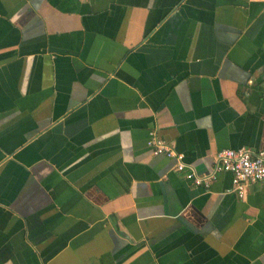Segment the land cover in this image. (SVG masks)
<instances>
[{
  "label": "crops",
  "instance_id": "crops-1",
  "mask_svg": "<svg viewBox=\"0 0 264 264\" xmlns=\"http://www.w3.org/2000/svg\"><path fill=\"white\" fill-rule=\"evenodd\" d=\"M264 0H0V264H264Z\"/></svg>",
  "mask_w": 264,
  "mask_h": 264
},
{
  "label": "built area",
  "instance_id": "built-area-1",
  "mask_svg": "<svg viewBox=\"0 0 264 264\" xmlns=\"http://www.w3.org/2000/svg\"><path fill=\"white\" fill-rule=\"evenodd\" d=\"M146 145L153 155H164L173 158V167L182 172L185 179L194 185L208 188L220 173L231 174L230 192L243 197L247 187L255 182H264V148L252 149L250 147L224 148L214 154L213 168L206 173H197L187 168L183 161V153L173 149L163 139L156 136L154 131L148 133Z\"/></svg>",
  "mask_w": 264,
  "mask_h": 264
}]
</instances>
